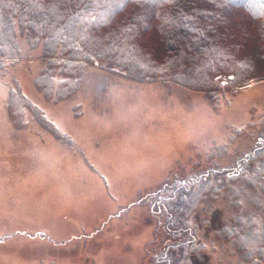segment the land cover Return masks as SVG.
I'll return each mask as SVG.
<instances>
[{
	"label": "rangeland",
	"instance_id": "rangeland-1",
	"mask_svg": "<svg viewBox=\"0 0 264 264\" xmlns=\"http://www.w3.org/2000/svg\"><path fill=\"white\" fill-rule=\"evenodd\" d=\"M16 43L0 72V264H153L151 245L161 237L152 194L251 148L257 124L229 139L264 103V81L226 93L216 110L199 93L132 83L94 66L77 93L52 104L33 86L41 46L20 36ZM12 80L44 124L11 125ZM232 214L226 196L192 213L202 250L191 264H239L219 235Z\"/></svg>",
	"mask_w": 264,
	"mask_h": 264
},
{
	"label": "trees",
	"instance_id": "trees-1",
	"mask_svg": "<svg viewBox=\"0 0 264 264\" xmlns=\"http://www.w3.org/2000/svg\"><path fill=\"white\" fill-rule=\"evenodd\" d=\"M17 36L41 46L33 86L52 104L77 93L94 66L132 83L199 93L216 110L226 93L264 81V0H0V72L18 52ZM258 106L229 139L259 125L247 152L152 194L161 237L151 245L153 264H191L202 250L191 215L221 196L233 214L219 235L239 264H264V103ZM6 114L14 127L46 122L14 80Z\"/></svg>",
	"mask_w": 264,
	"mask_h": 264
}]
</instances>
